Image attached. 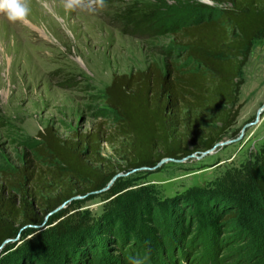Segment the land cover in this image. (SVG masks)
<instances>
[{
  "label": "rangeland",
  "instance_id": "1",
  "mask_svg": "<svg viewBox=\"0 0 264 264\" xmlns=\"http://www.w3.org/2000/svg\"><path fill=\"white\" fill-rule=\"evenodd\" d=\"M106 2L96 12H66L61 0H30L27 23L0 14V186L48 126L69 139L103 125L93 162L117 174L104 191L77 196L40 227L20 230L0 248V264H130L131 257L144 264H264V199L255 183L264 178V115L242 129L264 105V71L249 96L264 62V37L241 71L239 117L218 143L245 136L206 155L133 169L127 141L105 115L106 89L115 75L145 71L152 62L166 72L164 51L174 41L172 34L132 32L134 26L150 18L170 29L198 19L199 6L219 14L229 5Z\"/></svg>",
  "mask_w": 264,
  "mask_h": 264
},
{
  "label": "trees",
  "instance_id": "2",
  "mask_svg": "<svg viewBox=\"0 0 264 264\" xmlns=\"http://www.w3.org/2000/svg\"><path fill=\"white\" fill-rule=\"evenodd\" d=\"M210 1L229 7L207 14L199 6L198 19L179 20L170 29L145 18L132 30L174 37L164 51L166 72L152 62L145 71L115 75L106 89L105 115L112 114L115 134L127 141L133 169L207 152L239 117L240 75L254 41L264 37V0ZM103 134V125L69 139L52 126L39 133L25 164L7 172L0 186V248L77 196L108 186L117 174L93 162ZM255 183L264 199V178Z\"/></svg>",
  "mask_w": 264,
  "mask_h": 264
},
{
  "label": "clouds",
  "instance_id": "3",
  "mask_svg": "<svg viewBox=\"0 0 264 264\" xmlns=\"http://www.w3.org/2000/svg\"><path fill=\"white\" fill-rule=\"evenodd\" d=\"M66 12L87 10L96 12L107 7L106 0H61ZM31 13L30 0H0V14L6 16L12 23H27ZM130 264H144L139 257H131Z\"/></svg>",
  "mask_w": 264,
  "mask_h": 264
},
{
  "label": "water",
  "instance_id": "4",
  "mask_svg": "<svg viewBox=\"0 0 264 264\" xmlns=\"http://www.w3.org/2000/svg\"><path fill=\"white\" fill-rule=\"evenodd\" d=\"M264 115V105L259 109V111H258V116H257V119H256V121L255 122H253V123H250V124H248V125H246L245 126V129L246 128H248V127H251V126H253V125H257L259 122H260V120H261V117ZM239 139L240 138H237V139H233V140H230V141H226V142H221V143H218V144H216L215 146H214V148L213 149H211V150H209V151H207V152H204V153H202L203 155H206V154H208V153H211L217 146H222V145H227V144H231V143H235V142H237V141H239ZM192 156H194V155H192ZM191 156V157H192ZM189 158V157H188ZM165 161H178L177 159H164L161 163H164ZM161 163H159V164H161ZM158 164V165H159ZM157 165V166H158ZM145 168V167H144ZM147 169V168H146ZM115 180V178L111 181V182H113ZM106 189V188H105ZM104 189V190H105ZM104 190H102V191H104ZM8 242V241H7ZM6 242V243H7Z\"/></svg>",
  "mask_w": 264,
  "mask_h": 264
},
{
  "label": "bare ground",
  "instance_id": "5",
  "mask_svg": "<svg viewBox=\"0 0 264 264\" xmlns=\"http://www.w3.org/2000/svg\"><path fill=\"white\" fill-rule=\"evenodd\" d=\"M263 64H260V66L259 67H257V75H256V78H255V81H254V85H253V87L251 88V91H249L250 93V95L249 96H252L254 93H255V91H254V89L257 87V86H259L260 84H262L261 82H262V75H263V71H264V62H262ZM254 78V77H253ZM252 85V84H251ZM254 91V92H253Z\"/></svg>",
  "mask_w": 264,
  "mask_h": 264
},
{
  "label": "flooded vegetation",
  "instance_id": "6",
  "mask_svg": "<svg viewBox=\"0 0 264 264\" xmlns=\"http://www.w3.org/2000/svg\"><path fill=\"white\" fill-rule=\"evenodd\" d=\"M250 124V123H249ZM248 125V124H247ZM246 126V125H245ZM245 126L242 128L243 130H245ZM236 132V131H235ZM245 136V134L242 132L238 138L242 139ZM239 139V140H240Z\"/></svg>",
  "mask_w": 264,
  "mask_h": 264
}]
</instances>
